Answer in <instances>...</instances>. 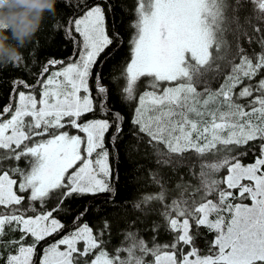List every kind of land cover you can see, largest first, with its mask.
I'll return each instance as SVG.
<instances>
[{
	"label": "snow or ice",
	"instance_id": "obj_1",
	"mask_svg": "<svg viewBox=\"0 0 264 264\" xmlns=\"http://www.w3.org/2000/svg\"><path fill=\"white\" fill-rule=\"evenodd\" d=\"M75 8L82 15L66 25L57 20L42 43H33L29 63L40 68L38 74L23 60L16 65L33 83L0 74V84L11 85L10 103L0 108V206L10 210L0 213V246L15 249L0 260L264 264V0H133L132 7L127 0H75ZM121 27L133 33L130 58L122 79L105 83L106 50L114 54L123 45ZM59 34L74 43L78 60L66 66L55 58L39 61L40 50L52 47ZM54 66L61 70L50 73ZM142 78L146 90L138 95ZM213 81L219 86L213 88ZM114 96L137 102L127 133L125 116L110 107ZM97 111L110 118L79 122ZM190 153L202 160L198 173L188 165L198 183H177L178 196L163 203L168 189L161 170L178 173ZM249 153L254 159L244 163ZM144 161L156 165L148 174L160 191L134 207L160 202L164 208L158 213L163 223L148 221L151 209L144 213L147 239L127 230L113 246L118 230L108 219L79 223L91 211L85 206L75 210L72 232L37 251L66 227L54 213L72 215L77 199L115 195L118 165L139 173ZM32 202L44 210L26 215L37 212ZM25 203V211L15 207ZM6 228L20 232V240L3 243ZM201 228L213 234L207 255L196 246ZM162 230L171 234L167 243L158 240Z\"/></svg>",
	"mask_w": 264,
	"mask_h": 264
},
{
	"label": "trees",
	"instance_id": "obj_2",
	"mask_svg": "<svg viewBox=\"0 0 264 264\" xmlns=\"http://www.w3.org/2000/svg\"><path fill=\"white\" fill-rule=\"evenodd\" d=\"M73 6H67L65 0H58L57 2V8L56 12L54 14L48 15L44 23L41 27V29L37 32L36 36L34 37L33 41L29 43L24 49H23V62L29 63L32 55H33V43L36 41L43 42L44 37L48 34V32L51 30V25L56 22L57 20H60L63 24H67L68 19L71 17L78 18L80 15H82V11L78 12L75 8V0H72ZM127 4L129 7H132L133 0H127ZM127 11V9H126ZM116 12L120 19L123 21V23H127L129 17L124 15L123 13H120V9L117 8ZM122 33V37L124 40L123 45L120 47L118 51H115L113 54V49L109 48L106 50V53L111 56L110 59L107 60L106 63L103 64V76H104V82L108 83V81L111 79L113 81L122 79L121 73L123 70V67L125 65V62L129 60L130 58V48L128 41L131 38V35L133 34L131 30H126L125 28L121 27L120 29ZM76 35V38L79 40L80 37ZM256 50L259 51V47L255 46ZM77 57V48L74 45V43L71 40H66L63 38L62 34H59L57 36V40L55 44L52 47H44L40 50L38 59L41 62H44L47 58H55L58 60H64L65 64L73 61ZM119 62V63H118ZM29 67L32 68V71L34 73H39L40 68L36 65H32L29 63ZM56 67V66H54ZM53 67V68H54ZM16 65H8V66H0V74L3 75L5 80H9L12 77L17 78H24L28 81L29 84L33 83L31 79L28 78L26 73L24 71H16ZM52 69V68H51ZM50 69V72H51ZM45 74L44 79L46 77ZM259 79V77L257 78ZM220 81H213L212 87L216 88L219 86ZM143 83V78L141 81V84ZM91 85V81H90ZM143 84L140 85L139 93L141 90H143ZM22 91H26L23 88H20ZM37 90H39V87H37ZM10 92H11V85L9 83H2L0 84V108L8 105L10 103ZM95 96V93H93ZM110 107H114L115 111H120L126 118L124 130L125 133L128 132V121H130L133 110L136 106V101H133L131 103L128 102H122L121 100L117 99L115 96L112 97V99L109 102ZM103 118H110L109 116H105L101 114L99 111H97L95 114H86L81 118L79 122L83 123L89 120L94 119H103ZM75 130V129H70ZM111 135V132L106 135L105 143L108 142V137ZM190 159L185 161L184 166L179 169L178 173H172L170 169L165 168L161 171L164 174L166 187L168 189L166 200L163 203H171V200L173 198H176L178 196V190H176L175 185L180 182H188L191 184H197L198 180L190 176L188 165H193V171L199 172V164L202 162L201 158L197 157L195 154L190 153L189 154ZM254 159V154L249 153L247 158L244 160V163H251ZM145 163V169L139 173L134 172L131 170V168L124 162H121L119 167V179L116 181V194H101L100 196L93 198L88 197L85 199H77L72 202V207L74 209V212L72 215H65L63 213H54V216L57 219H60L62 223L66 225L65 229L60 232L59 234H54L50 238H46L45 241L41 242L40 245L37 247V251H42L43 248L47 247L49 244L55 242L62 236L70 233L73 229V223H74V216L77 214L75 210H83L85 206H88L91 208V211H89L83 220H81L79 223L83 224L85 222L89 223L90 225L95 224L98 222L101 218H106L113 224V228L118 231L113 232V240L112 245L113 246H119L120 242L122 240V235L124 231L127 230H139L140 234L147 239L150 233H146L144 231V223L145 221V212H149V215L147 217L148 221H155L159 223H163L162 218L158 215L159 212L164 211L163 205L160 202H152L148 205H142L141 209H136L134 205L136 203H139L145 195L149 194H158L160 191L159 186L154 185L149 177L148 170L153 169L156 170V165L149 161H144ZM21 166L23 167V162L21 163ZM224 174V173H223ZM15 178V177H14ZM32 207H35L37 209V212H32L31 210H28L26 212V215H33L37 214L40 211L44 210V205H40L36 202H32ZM54 206V202L49 203L47 205V209L51 210V208ZM16 208H19L20 211H25V209L29 208V204L25 203L23 206H15ZM10 210L8 208H5L3 206H0V213L8 214ZM6 235L3 238V243H9L11 241H18L20 240L21 233L18 231L15 232H8L6 228ZM201 236L197 239L196 246L200 249V253L202 255L209 254L208 252V242H210L213 239V234L207 232L206 229L201 228L200 229ZM171 239V234L161 231L160 236L158 237V240L161 243H167ZM32 238L29 237L25 240V244H31ZM111 250V249H110ZM14 247L9 245V247H3L0 246V254H2L5 258L9 254H14ZM0 264H4V260H0Z\"/></svg>",
	"mask_w": 264,
	"mask_h": 264
},
{
	"label": "clouds",
	"instance_id": "obj_3",
	"mask_svg": "<svg viewBox=\"0 0 264 264\" xmlns=\"http://www.w3.org/2000/svg\"><path fill=\"white\" fill-rule=\"evenodd\" d=\"M58 0H0V66L17 65Z\"/></svg>",
	"mask_w": 264,
	"mask_h": 264
},
{
	"label": "rangeland",
	"instance_id": "obj_4",
	"mask_svg": "<svg viewBox=\"0 0 264 264\" xmlns=\"http://www.w3.org/2000/svg\"><path fill=\"white\" fill-rule=\"evenodd\" d=\"M81 39V38H80ZM78 55H77V57H76V59L75 60H78ZM72 62V61H71ZM64 66H66V64L64 65ZM56 70H61V66H56V67H54V68H52L51 69V72H53V71H56ZM50 72V73H51ZM47 76L48 75H46V77H45V79H47ZM143 84V83H142ZM142 84H140L141 86H142ZM144 90H146L145 88L143 89V90H141V92L139 93L138 92V95L139 94H142V92L144 91ZM39 91H40V88H39V90H37V98L39 99V95H38V93H39ZM82 95H83V92L81 93ZM13 103H15V101H13ZM137 103V102H136ZM67 120V118H65V121ZM70 129L71 128H68V127H66L64 130H66V131H68L70 134H79V135H84L83 133H79L77 130H71L70 131ZM208 159H212V157H208ZM220 175H223V171L220 173ZM37 214H39V213H37ZM33 215H36V214H33ZM73 231V230H72ZM71 231V232H72ZM67 235V234H66ZM62 238V237H61ZM60 239V238H59ZM58 239V240H59ZM79 246V245H78Z\"/></svg>",
	"mask_w": 264,
	"mask_h": 264
}]
</instances>
